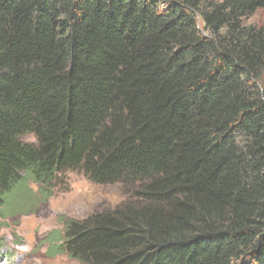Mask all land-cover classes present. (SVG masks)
<instances>
[{"label":"trees","instance_id":"16d2710c","mask_svg":"<svg viewBox=\"0 0 264 264\" xmlns=\"http://www.w3.org/2000/svg\"><path fill=\"white\" fill-rule=\"evenodd\" d=\"M264 0H0V207L69 171L80 264H264ZM33 135L34 142L25 139Z\"/></svg>","mask_w":264,"mask_h":264},{"label":"rangeland","instance_id":"374dc122","mask_svg":"<svg viewBox=\"0 0 264 264\" xmlns=\"http://www.w3.org/2000/svg\"><path fill=\"white\" fill-rule=\"evenodd\" d=\"M222 0H205V5ZM264 26V9L245 19ZM34 142L33 135L25 139ZM66 184L57 183L47 198L29 179L19 186L8 205L0 207V264H80L65 251H58L66 219H83L119 203L124 195L120 184L102 185L77 171H69Z\"/></svg>","mask_w":264,"mask_h":264}]
</instances>
